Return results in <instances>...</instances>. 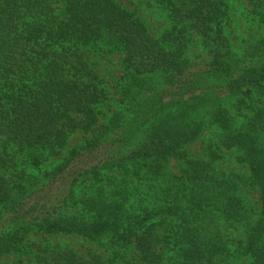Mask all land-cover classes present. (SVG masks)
Wrapping results in <instances>:
<instances>
[{
    "label": "trees",
    "instance_id": "trees-1",
    "mask_svg": "<svg viewBox=\"0 0 264 264\" xmlns=\"http://www.w3.org/2000/svg\"><path fill=\"white\" fill-rule=\"evenodd\" d=\"M132 1L0 0V264H264V38L234 53L233 0H147L170 22L155 39ZM250 1L264 26V1ZM193 38L207 61L189 58ZM112 55L119 109L102 120L97 63ZM209 129L249 172L252 221L242 180L187 155ZM216 221L245 229L234 250Z\"/></svg>",
    "mask_w": 264,
    "mask_h": 264
},
{
    "label": "rangeland",
    "instance_id": "rangeland-1",
    "mask_svg": "<svg viewBox=\"0 0 264 264\" xmlns=\"http://www.w3.org/2000/svg\"><path fill=\"white\" fill-rule=\"evenodd\" d=\"M146 2L148 1L134 0L132 1V8L139 12V16L145 22L149 33L155 39H160L170 29L169 18L164 10L153 5L149 6ZM254 3L255 1L251 2L250 0H233L232 2L231 20L229 25L226 26V32L232 40V48L237 55L245 53L250 44H254L264 38V26L260 21L259 13H254ZM188 56L196 63L208 60L199 41L195 38H193L192 46L188 50ZM97 70L100 76L105 78L110 89V95L108 97L111 98V101L101 107V111L105 116L100 115L102 120H107L109 116L119 109L113 102L117 99L116 91L111 87L122 75L119 58L116 55H112L106 60H101L97 63ZM236 118L238 122H241V116ZM213 132L212 129L206 130L197 140L187 145V155L190 159L217 161L216 168L218 170L233 178L242 180L239 196L244 211L247 213L250 221H252L257 218L260 210L257 192L248 186H244L247 184L244 180H247L249 172L247 168L236 162V155L239 154L237 151H225L217 148L215 141L216 135ZM81 142V134L79 132L75 133L71 136L66 151L78 147ZM174 171L176 172V170ZM214 223L216 232L231 250H234L236 246L235 239L240 238L244 240V228H240L239 231H234L226 227L224 223L219 221ZM33 239L36 240L37 238L33 237ZM48 241L50 244L67 246L85 258H91L93 255L106 256L105 249L100 244L90 242L81 237L51 236ZM233 256L232 264H247V257L236 253ZM8 261L10 259H0V263Z\"/></svg>",
    "mask_w": 264,
    "mask_h": 264
}]
</instances>
